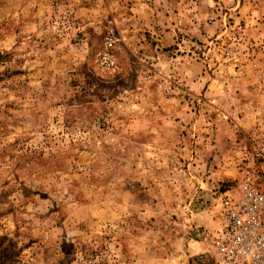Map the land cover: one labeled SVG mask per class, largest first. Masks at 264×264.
Wrapping results in <instances>:
<instances>
[{
  "label": "rangeland",
  "instance_id": "obj_1",
  "mask_svg": "<svg viewBox=\"0 0 264 264\" xmlns=\"http://www.w3.org/2000/svg\"><path fill=\"white\" fill-rule=\"evenodd\" d=\"M262 155L264 0H0V264H213Z\"/></svg>",
  "mask_w": 264,
  "mask_h": 264
},
{
  "label": "built area",
  "instance_id": "obj_2",
  "mask_svg": "<svg viewBox=\"0 0 264 264\" xmlns=\"http://www.w3.org/2000/svg\"><path fill=\"white\" fill-rule=\"evenodd\" d=\"M262 158L246 165L217 200V226L211 234L213 264H264Z\"/></svg>",
  "mask_w": 264,
  "mask_h": 264
},
{
  "label": "crops",
  "instance_id": "obj_3",
  "mask_svg": "<svg viewBox=\"0 0 264 264\" xmlns=\"http://www.w3.org/2000/svg\"><path fill=\"white\" fill-rule=\"evenodd\" d=\"M211 245V244H210ZM201 248L205 249V244L200 245ZM211 247V246H210ZM203 251V250H202Z\"/></svg>",
  "mask_w": 264,
  "mask_h": 264
}]
</instances>
